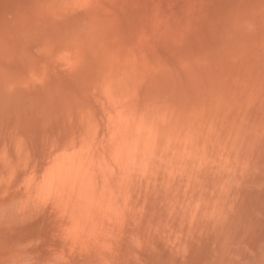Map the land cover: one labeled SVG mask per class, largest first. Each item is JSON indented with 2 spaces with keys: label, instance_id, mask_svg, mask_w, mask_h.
Here are the masks:
<instances>
[{
  "label": "rangeland",
  "instance_id": "1",
  "mask_svg": "<svg viewBox=\"0 0 264 264\" xmlns=\"http://www.w3.org/2000/svg\"><path fill=\"white\" fill-rule=\"evenodd\" d=\"M75 40L95 52L67 46ZM166 98L169 108L203 103L200 118L212 119L182 143L185 182L167 180L164 224L185 222L187 197L204 217L187 222L182 264H264V0H0V107L21 105L0 112V150L88 136ZM138 226L162 263L156 228Z\"/></svg>",
  "mask_w": 264,
  "mask_h": 264
},
{
  "label": "bare ground",
  "instance_id": "2",
  "mask_svg": "<svg viewBox=\"0 0 264 264\" xmlns=\"http://www.w3.org/2000/svg\"><path fill=\"white\" fill-rule=\"evenodd\" d=\"M80 42L67 46L95 52ZM167 101L154 110L131 108L126 117L111 124L90 125L88 136L45 141L49 148H40L43 142L34 139L20 142L15 155L2 148L0 264H159L152 253L155 243L137 233L138 225L145 222L156 228L157 247L167 253L160 257V264H182V249L189 251L185 247L193 231L187 222L197 225L203 215L196 210L198 217L193 214L194 200L187 197L177 208H185L188 201L189 210L185 208L184 214L191 213L190 220L184 216L185 222L164 224L169 218L167 199L172 188L167 180L173 177L177 183L185 182L187 174L178 163L185 159L182 143L187 136L197 141L198 131L193 136L190 132L208 127L212 119L200 118L207 111L203 103L169 108ZM18 108L19 103L6 104L0 112ZM119 109L124 115L128 108ZM184 147L190 149L185 143ZM206 161L210 166L216 160L206 157ZM172 220H180V216ZM182 235L187 239L184 246ZM128 247L132 252L126 255Z\"/></svg>",
  "mask_w": 264,
  "mask_h": 264
}]
</instances>
